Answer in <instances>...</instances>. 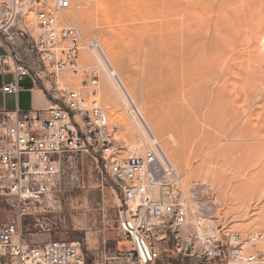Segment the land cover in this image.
<instances>
[{
  "label": "rangeland",
  "instance_id": "obj_1",
  "mask_svg": "<svg viewBox=\"0 0 264 264\" xmlns=\"http://www.w3.org/2000/svg\"><path fill=\"white\" fill-rule=\"evenodd\" d=\"M148 1L75 0L77 9L73 17L84 36H95L100 42L147 124L150 123L148 126L180 174L183 199L195 219H200L197 222L217 221L213 232L223 228L248 237L264 229V50L261 43L264 0H197L195 5L190 4L192 19L209 35L204 37L209 47L208 57L223 56L221 68L212 67L213 73L211 70L204 73L202 62L192 70V82L186 88L192 104L188 99L186 104L181 100L174 52L169 44L162 49L158 18L150 14L144 21L140 16ZM85 15L87 22L82 20ZM151 31H157L154 33L158 39ZM256 53H261L259 58ZM198 54H194L193 64ZM223 66L230 67L222 70ZM233 71L237 74L233 75ZM3 78L7 75L0 74V80ZM77 80L78 89L92 98L93 89L83 87L81 79ZM109 84L102 83L99 101L111 125L116 127V139L126 146L124 156L142 153L137 129L121 110L114 88ZM223 88L229 91L224 101L229 100L230 104L217 99ZM21 104L25 110L32 108L31 96H23ZM171 138L174 142L170 143ZM256 149L262 153L260 161L253 157ZM56 191L48 216L25 222L29 242L51 239L81 242L89 264L104 250L105 242L114 252L117 247L121 253L131 249L130 241L120 236V202L114 183L91 156H68L64 160L61 186ZM28 208L44 212L37 205ZM16 221L13 205L0 200V222ZM195 230L190 229L193 235ZM189 238L186 235L184 240L187 242ZM147 243L160 255L156 264H199L196 258L176 254L174 242H155L149 236Z\"/></svg>",
  "mask_w": 264,
  "mask_h": 264
},
{
  "label": "built area",
  "instance_id": "obj_2",
  "mask_svg": "<svg viewBox=\"0 0 264 264\" xmlns=\"http://www.w3.org/2000/svg\"><path fill=\"white\" fill-rule=\"evenodd\" d=\"M73 1L0 0V74L14 75L2 91L18 96L22 82L31 78L51 102L43 110L0 112V200L17 212L16 222H0V264H89L81 242H29L25 224L48 216L61 186L64 160L83 154L113 181L120 202V236L131 243L121 253L105 242L93 264H156L159 253L148 246L149 236L155 242H174L176 254L200 264H264V229L249 240L223 228L184 240V232L193 226L177 171L138 107L134 102L124 105L119 96L121 110L137 116L148 135L142 154L124 156L126 146L116 139V127L97 100L103 82L121 81L97 38L84 36L69 18L77 9ZM64 75L91 87V102ZM30 205L44 212L30 210Z\"/></svg>",
  "mask_w": 264,
  "mask_h": 264
},
{
  "label": "bare ground",
  "instance_id": "obj_3",
  "mask_svg": "<svg viewBox=\"0 0 264 264\" xmlns=\"http://www.w3.org/2000/svg\"><path fill=\"white\" fill-rule=\"evenodd\" d=\"M197 0H193V1H190V0H149L146 4V6L144 7L145 10H143V12H141L140 16L142 17V20H147V18L149 17L150 14H153V16L155 18H158V26L155 24V26H157V30L159 31V35H160V39H158V37L156 36V34L154 32H157V31H151V33L153 32L155 34L151 36V38L156 37L161 45H162V49L163 48H166V45L169 44L170 47L172 48V52H174L173 54V60H174V63H175V67L179 70V77L180 78L179 80L181 81V89H180V93L182 97V101L186 104V100L188 99L187 102H191L190 104H192V101L189 97H187L188 95V92H187V86L192 82V76H191V73H192V70L196 68V64H199L198 62H202L203 63V66L206 70H204V73L205 72H212L214 66H216V68L219 69L220 67V61H222V55L221 54H218L216 56V54H214L216 57L215 58H211L213 56H210L208 57V51H209V47L207 45V42H204V37L205 35L207 34L206 31L200 27V25L196 24L194 22V20L192 19V16H191V6L190 4H194L196 3ZM75 3V0L73 1ZM194 11V10H192ZM193 14V13H192ZM69 18L71 20H73L74 23L75 20H74V17H73V12L70 13L69 15ZM152 18V17H151ZM194 18V17H193ZM82 20L83 22H87L88 21V16H83L82 17ZM198 23V22H197ZM77 24V23H76ZM78 25V24H77ZM145 25V24H144ZM146 26V25H145ZM154 26V25H153ZM142 28V27H141ZM140 28V30H142ZM151 29V28H149ZM155 30V28H152ZM150 31V30H149ZM140 31H138L137 33H139ZM148 32V29L147 31ZM143 35V33H140V35ZM248 34V33H247ZM139 35V34H138ZM141 35V36H142ZM158 35V34H157ZM158 35V36H159ZM207 36H209L207 34ZM261 36V35H260ZM136 37V36H135ZM223 37V36H222ZM221 38V36H220ZM247 38V37H246ZM259 38V37H258ZM135 39V38H134ZM245 39V38H244ZM260 39V38H259ZM154 40V39H152ZM151 40V41H152ZM261 40V39H260ZM157 42V40H154ZM207 41V40H206ZM209 42V40H208ZM136 43V42H135ZM241 43V42H240ZM262 48L264 50V33L262 35ZM141 45V43H140ZM261 45V44H260ZM225 46V45H224ZM103 49V48H102ZM161 49V48H160ZM261 49V48H260ZM256 50V49H255ZM104 51V49H103ZM257 51V50H256ZM196 52H199L198 56L196 57V62L193 64L192 63V58L194 56V54ZM218 52V51H217ZM252 52V51H251ZM262 52V51H261ZM105 53V51H104ZM249 53V52H248ZM106 54V53H105ZM232 54V53H230ZM257 54V53H256ZM261 54V53H259ZM257 54V57L258 55ZM263 54V53H262ZM107 55V54H106ZM253 55V54H252ZM264 56V54H263ZM262 56V57H263ZM228 57V56H227ZM250 57V56H249ZM108 60H110V58L107 56ZM259 58V57H258ZM229 59V57L227 58ZM236 60V59H235ZM225 63V61H223ZM111 63V62H110ZM223 63V64H224ZM201 64V63H200ZM222 64V65H223ZM226 64V63H225ZM112 65V64H111ZM194 65V66H193ZM202 66V67H203ZM210 67V68H208ZM224 67V66H223ZM230 67V66H229ZM227 67V68H229ZM212 68V69H211ZM221 68V67H220ZM226 67L222 68V70L224 69L225 70ZM226 68V69H227ZM200 69V68H199ZM209 69V70H207ZM231 69V68H230ZM115 70V69H114ZM175 70V69H174ZM217 70V69H215ZM221 70V69H220ZM221 70V71H222ZM116 71V70H115ZM203 71V69H202ZM235 71V70H234ZM234 71L232 72L233 75L235 74ZM178 72V71H177ZM195 72V71H194ZM198 72V71H196ZM201 72V71H200ZM199 72V73H200ZM217 72V71H215ZM219 72V71H218ZM224 72V71H223ZM222 72V73H223ZM175 73V72H174ZM213 73V72H212ZM177 74V73H175ZM203 74V72H202ZM237 74V73H236ZM235 74V75H236ZM200 75V74H199ZM216 75V74H214ZM226 75V74H225ZM178 76V75H177ZM208 76V74H207ZM211 76V75H210ZM253 76V75H252ZM65 78H67L68 82L72 85V87L75 89V90H78L81 94H83L80 89H78L77 85H76V82H78L77 78H74V77H70L69 75H64ZM120 78V76H119ZM176 79V78H175ZM202 79V78H201ZM215 79V78H214ZM205 80V79H203ZM120 81H121V78H120ZM208 81V80H206ZM227 81V80H226ZM204 82V81H203ZM225 82V81H224ZM109 83V82H108ZM209 83V81H208ZM234 83V81H233ZM199 84V83H198ZM236 84V83H235ZM109 85H112L114 88V94L120 98H122V102L124 103V105H130L131 102H134V104L137 106L136 102L133 100V97L132 95L129 93L128 89L125 87L124 83L121 81L120 84H117L116 82L114 81H110V84ZM201 85V84H200ZM204 85V84H203ZM227 85V84H226ZM228 85H231V84H228ZM201 87V86H200ZM225 88V87H224ZM221 89L218 93V98L219 100H221L222 102L224 103H231V101H224L225 100V96H226V91L225 89ZM192 89V87H191ZM198 89V88H196ZM220 89V88H219ZM113 91V89H111ZM229 92V91H227ZM231 92V91H230ZM93 93V90L91 92V95ZM101 93V86L98 88V95H97V100L99 101V94ZM189 93H192L191 91H189ZM193 94V93H192ZM86 96V99H87V102H91L92 98L88 95V94H84ZM93 97V95H92ZM176 97V95H175ZM119 98V99H120ZM179 98V97H178ZM177 99V98H176ZM100 102V101H99ZM221 103V102H220ZM223 103V104H224ZM101 104V103H100ZM228 104V105H229ZM184 105V104H183ZM190 106V105H189ZM194 106V105H193ZM192 106V107H193ZM222 106V105H221ZM103 107V106H102ZM138 107V106H137ZM186 106H184L183 108H185ZM195 108V107H194ZM104 109V107H103ZM139 109V107H138ZM140 110V109H139ZM186 111V109H185ZM104 112L106 114V111L104 109ZM141 114H142V111L140 110ZM127 113V112H126ZM185 112H183L184 114ZM107 115V114H106ZM128 117L132 120L133 122V125H135L136 129H137V132H138V137L139 139L142 141V145H143V150L144 151V147L146 145V142L148 141V135H147V130L146 128L144 127V123L136 116L134 115H129L127 113ZM143 115V114H142ZM108 117V116H107ZM144 117V116H143ZM145 119V117H144ZM109 120V118H108ZM110 122V120H109ZM146 122V120H145ZM148 122H146L147 124ZM111 124V122H110ZM150 124V123H149ZM147 124V126L149 125ZM257 125V124H256ZM150 131H151V128L150 126H148ZM152 132V131H151ZM153 134V132H152ZM154 135V134H153ZM155 136V135H154ZM156 137V136H155ZM157 139V138H156ZM158 140V139H157ZM159 141V140H158ZM171 142H174V140L171 138ZM161 145V144H160ZM162 147V146H161ZM139 148V146H138ZM262 147H260L259 149H261ZM142 149V148H141ZM163 149V148H162ZM259 149H256L257 152L254 154L253 157H255L256 160H261V157H262V153H260V151H258ZM136 150V149H135ZM163 151H165L163 149ZM135 153V152H134ZM137 153H140L137 152ZM143 153V152H142ZM140 153V154H142ZM166 154V152H164ZM167 156V154H166ZM168 157V156H167ZM169 158V157H168ZM254 160V159H253ZM172 163V162H171ZM173 165V163H172ZM259 165V164H258ZM263 165H264V160H263ZM173 167L175 168V166L173 165ZM264 168V167H263ZM176 169V168H175ZM262 169V168H261ZM210 170V169H209ZM177 171V174L179 176V182H180V174L178 172V170L176 169ZM264 172V171H263ZM263 172H260V174L262 175ZM259 173V172H258ZM203 174V173H202ZM259 174V176H261ZM257 175V174H256ZM179 185V183H178ZM255 186V185H254ZM257 188V187H256ZM262 190V189H261ZM258 192V191H257ZM188 193V192H187ZM259 193V192H258ZM257 194V193H256ZM187 197V196H186ZM195 197V196H194ZM196 198V197H195ZM184 200V199H183ZM194 201V199H193ZM184 202H186L184 200ZM186 205L187 207L189 208L187 202H186ZM196 207H198L196 205ZM190 210V208H189ZM196 210V209H195ZM190 224H192V226L197 230H195L196 234L198 235V237L200 238H203L204 236L206 235H212L214 234L215 232H217L216 230L213 232V226L217 225V221H204L203 223L202 222H197V220L200 221V219H195V217L193 216V214L191 213V210H190ZM195 214V213H194ZM201 214V213H200ZM196 215V214H195ZM202 220V219H201ZM201 223H202V226H201ZM193 232H191L190 230H186L185 231V234L183 235L184 237L186 235L190 236L192 235ZM252 234V233H251ZM250 234V235H251ZM249 235V236H250ZM243 237L245 238L246 240H249L250 237ZM250 249V247H248Z\"/></svg>",
  "mask_w": 264,
  "mask_h": 264
},
{
  "label": "crops",
  "instance_id": "obj_4",
  "mask_svg": "<svg viewBox=\"0 0 264 264\" xmlns=\"http://www.w3.org/2000/svg\"><path fill=\"white\" fill-rule=\"evenodd\" d=\"M3 53H4V49H3L2 44L0 42V55H2ZM5 75H7V78H3V80L2 79L0 80V112H3V111L12 112V111L17 110V108H19L22 111H31L34 109L43 110V109H47L50 107L51 102L48 99V97L46 96V94L44 93L43 89L40 88L39 86H36L31 78H27L26 80H24L22 82V90L18 94V96L14 95V94L4 93L2 91L3 86L13 82V80H14L13 74H5ZM1 76H3V75H1ZM27 95L31 96V107L32 108L25 110L22 107L21 99L23 98V96H27ZM169 243H171V242H169ZM169 243L166 242V244H169ZM117 250L120 252L119 247H117ZM127 251L128 250H126L124 252H127ZM185 258L194 259V258H190V257H185ZM197 261L199 262L198 259H197ZM199 264H200V262H199Z\"/></svg>",
  "mask_w": 264,
  "mask_h": 264
},
{
  "label": "water",
  "instance_id": "obj_5",
  "mask_svg": "<svg viewBox=\"0 0 264 264\" xmlns=\"http://www.w3.org/2000/svg\"><path fill=\"white\" fill-rule=\"evenodd\" d=\"M188 252H190V250H188Z\"/></svg>",
  "mask_w": 264,
  "mask_h": 264
},
{
  "label": "trees",
  "instance_id": "obj_6",
  "mask_svg": "<svg viewBox=\"0 0 264 264\" xmlns=\"http://www.w3.org/2000/svg\"><path fill=\"white\" fill-rule=\"evenodd\" d=\"M159 257H160V255H159Z\"/></svg>",
  "mask_w": 264,
  "mask_h": 264
}]
</instances>
